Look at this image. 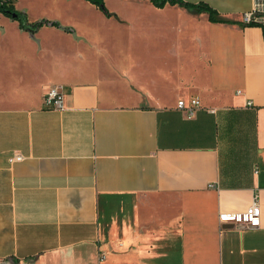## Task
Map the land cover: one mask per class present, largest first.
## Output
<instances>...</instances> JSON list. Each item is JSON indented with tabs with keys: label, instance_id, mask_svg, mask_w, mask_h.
I'll use <instances>...</instances> for the list:
<instances>
[{
	"label": "crops",
	"instance_id": "0c3cea01",
	"mask_svg": "<svg viewBox=\"0 0 264 264\" xmlns=\"http://www.w3.org/2000/svg\"><path fill=\"white\" fill-rule=\"evenodd\" d=\"M184 1L225 22L149 0H12L58 24L33 33L0 14V264H264V27L240 22L252 0ZM254 197L257 227L218 219Z\"/></svg>",
	"mask_w": 264,
	"mask_h": 264
},
{
	"label": "built area",
	"instance_id": "2783aa9c",
	"mask_svg": "<svg viewBox=\"0 0 264 264\" xmlns=\"http://www.w3.org/2000/svg\"><path fill=\"white\" fill-rule=\"evenodd\" d=\"M240 22L243 25L264 27V0H252L251 7L241 13ZM63 97L61 86H53L43 95V103L46 107L61 109L63 108ZM200 106V100L196 97L177 101V107L187 116H193ZM22 158L21 154L16 153L10 157V161L21 160ZM218 219L221 222L238 224L243 227H257L260 224V210L257 198L254 197L251 204L244 211L220 212ZM100 256L104 257L105 251L100 250Z\"/></svg>",
	"mask_w": 264,
	"mask_h": 264
},
{
	"label": "trees",
	"instance_id": "16d2710c",
	"mask_svg": "<svg viewBox=\"0 0 264 264\" xmlns=\"http://www.w3.org/2000/svg\"><path fill=\"white\" fill-rule=\"evenodd\" d=\"M88 1L93 3L104 14L106 15L108 14L107 10L105 9L103 0H88ZM149 1H151L153 5L157 7H162L166 3H170V4H178L195 12L205 11L208 13V18L210 21L225 22L224 20L217 19L216 18L217 12L211 6L203 2L191 3V2H186L184 0H149ZM0 14L9 17L12 20L17 21L20 29L28 31L30 33L35 32L43 24L58 26L56 22L48 21V20L29 22L26 14L16 9L12 0H0Z\"/></svg>",
	"mask_w": 264,
	"mask_h": 264
},
{
	"label": "rangeland",
	"instance_id": "374dc122",
	"mask_svg": "<svg viewBox=\"0 0 264 264\" xmlns=\"http://www.w3.org/2000/svg\"><path fill=\"white\" fill-rule=\"evenodd\" d=\"M4 28H5V36L10 38L11 40L9 44H15L16 42H18V40L16 39V28L11 24L5 25ZM0 41H1V38H0Z\"/></svg>",
	"mask_w": 264,
	"mask_h": 264
}]
</instances>
